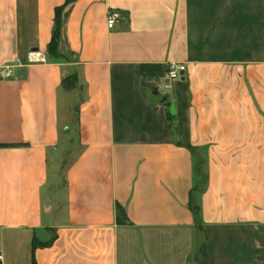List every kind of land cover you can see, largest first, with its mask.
Here are the masks:
<instances>
[{
  "label": "crops",
  "instance_id": "0c3cea01",
  "mask_svg": "<svg viewBox=\"0 0 264 264\" xmlns=\"http://www.w3.org/2000/svg\"><path fill=\"white\" fill-rule=\"evenodd\" d=\"M66 1L0 0V264H264V0H75L54 58Z\"/></svg>",
  "mask_w": 264,
  "mask_h": 264
},
{
  "label": "trees",
  "instance_id": "16d2710c",
  "mask_svg": "<svg viewBox=\"0 0 264 264\" xmlns=\"http://www.w3.org/2000/svg\"><path fill=\"white\" fill-rule=\"evenodd\" d=\"M72 1H75V0H67L65 4L56 8L55 25L53 28V34H52L51 41L48 45V51L51 57H54V58H59V57L67 58L68 57L67 54L62 53L60 51V45L62 41V26H63L62 12L64 8L66 7V5H68ZM75 81H76V77L70 76L64 79L63 84L65 87L71 88L75 85ZM196 174L201 178L196 184V189H197L198 187H201L204 183H206L205 173L202 170V160L200 158H197ZM190 207L192 211L194 212V215L196 216L197 225H201L200 206L195 204L192 201V203L190 204ZM117 220H118V223L120 224L130 223L128 216L126 214L125 208L121 206L120 204L117 205ZM34 246H37V243L34 244ZM34 264H37V263L34 261Z\"/></svg>",
  "mask_w": 264,
  "mask_h": 264
},
{
  "label": "built area",
  "instance_id": "2783aa9c",
  "mask_svg": "<svg viewBox=\"0 0 264 264\" xmlns=\"http://www.w3.org/2000/svg\"><path fill=\"white\" fill-rule=\"evenodd\" d=\"M119 13L117 11L111 10L108 14V26L110 28L114 27L115 23L118 21ZM186 72V65L183 63H170L168 65V72H167V86H170L173 81L182 78ZM6 76H10L11 72H7Z\"/></svg>",
  "mask_w": 264,
  "mask_h": 264
},
{
  "label": "rangeland",
  "instance_id": "374dc122",
  "mask_svg": "<svg viewBox=\"0 0 264 264\" xmlns=\"http://www.w3.org/2000/svg\"><path fill=\"white\" fill-rule=\"evenodd\" d=\"M77 152V149L73 151V153L71 152V155L68 157L67 161H71L73 155ZM56 163L53 161L50 164V175H51V179L54 181L57 179V171H56ZM64 172V171H63ZM48 192V191H47ZM197 230L199 231V235H201V232L203 230L202 225H197L196 226Z\"/></svg>",
  "mask_w": 264,
  "mask_h": 264
},
{
  "label": "water",
  "instance_id": "95a60500",
  "mask_svg": "<svg viewBox=\"0 0 264 264\" xmlns=\"http://www.w3.org/2000/svg\"><path fill=\"white\" fill-rule=\"evenodd\" d=\"M170 109H171V113H176V110H175V107H174V105L173 104H171V107H170Z\"/></svg>",
  "mask_w": 264,
  "mask_h": 264
}]
</instances>
